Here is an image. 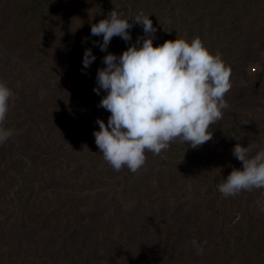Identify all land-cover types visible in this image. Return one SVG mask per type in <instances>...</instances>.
<instances>
[{"label":"rangeland","instance_id":"1","mask_svg":"<svg viewBox=\"0 0 264 264\" xmlns=\"http://www.w3.org/2000/svg\"><path fill=\"white\" fill-rule=\"evenodd\" d=\"M113 10L134 25L131 40L114 36L101 51L103 37L91 27ZM140 12L156 29L154 47L198 37L221 53L232 88L211 140L195 149L177 141L162 156L147 152L141 176L117 196L129 170H113L95 143L97 119L107 125L111 113L98 106L107 92L93 89L108 53L142 46L143 27L132 17ZM86 49L96 59L84 68ZM0 81L16 95L5 125L24 142L16 169V143L0 146V264H264V251L257 259L234 227L244 215L264 217V189L242 191L232 200L237 208L218 205L233 219L222 244L202 255L175 222L189 180L204 181L205 195L218 200L222 175L243 170L235 145H251L250 156L264 148V0H0ZM217 163L222 173L210 171Z\"/></svg>","mask_w":264,"mask_h":264},{"label":"clouds","instance_id":"2","mask_svg":"<svg viewBox=\"0 0 264 264\" xmlns=\"http://www.w3.org/2000/svg\"><path fill=\"white\" fill-rule=\"evenodd\" d=\"M143 27L144 37H138L119 57L108 53L104 68L98 69L97 87L107 92L99 107L109 111L107 125L97 119L99 131H94L95 143L104 160L115 171L127 168L136 173L145 166L147 152L162 156L174 142L186 143L195 149L212 139L211 127L223 119L229 107L225 100L232 88V69L219 52L213 54L200 38L165 41L154 47L156 29L143 12L132 16ZM129 18V17H128ZM113 10L108 18L91 27V35L103 37L101 51H107L114 36L131 40L129 29L134 25ZM96 57L91 49L84 52L87 68ZM15 93L0 81V146L14 135L5 127L10 101ZM247 124V123H243ZM251 145L237 143L232 150L243 164V170L233 168L224 182L217 185L224 198L254 189H264V148L250 156ZM264 211V207L261 208ZM192 246L198 255L203 246L196 240Z\"/></svg>","mask_w":264,"mask_h":264},{"label":"trees","instance_id":"3","mask_svg":"<svg viewBox=\"0 0 264 264\" xmlns=\"http://www.w3.org/2000/svg\"><path fill=\"white\" fill-rule=\"evenodd\" d=\"M167 2L168 0H160V6H163V4ZM247 123H248L247 126L250 129L254 130L256 128L255 121L248 119ZM6 125L5 127H7ZM19 137L13 135L11 138H9V141L16 143L15 149H16L18 156L17 158H13L11 161V165L15 169L20 162V155L22 153L21 145L22 143H24L23 138L21 137L19 138ZM65 138L66 140H68V142H71L70 139H68L67 137ZM233 165H236V163H234ZM235 167L237 169L239 166H235ZM219 169H220L219 163L210 167L211 172L213 171L217 172L219 171ZM222 171L223 170L220 169L221 173ZM231 171L232 169L230 170V173ZM142 173H143L142 168L136 173H132L130 171L126 172L122 176V182H121L122 185H120V187L118 188H115L114 193L117 196H119L121 192L127 189V187L130 186L132 181L135 180V178H139V176H141L140 174ZM227 176L228 175L226 173L222 175L223 178L221 179V183L227 179ZM203 184H204V181H202L201 179L199 181L195 180L194 182L192 179L188 181V185L185 187L184 191L176 199L177 201L175 202L176 207L178 209L177 211H179L181 215L180 219L175 222H176V225H178V228H177L178 233H180L181 231H184V232L186 231L188 233L187 239L190 240L188 242L189 243L188 246L190 248L194 249L192 246V241L196 240L198 243H200L203 246L204 250L206 249L212 250L219 243L222 244L223 238L225 237L223 232L226 229L224 225H226L228 221L233 219V218L228 219V215L230 213L226 211H220L218 208V205L220 203H224L227 201L230 204L233 203L232 205L234 206V208H237L236 204L232 202V200L234 201V199L238 198L241 193L235 195L234 197L230 196L228 198H224L222 194H219L218 195L219 197L217 198L218 200H215L214 197H211V196L207 197V195H205L207 191L203 192L201 188V185ZM215 212L219 213L218 217L220 218L217 224L213 223V218H214L213 216L217 217V215L214 214ZM239 222H237L234 225V227H236L237 229L236 234L242 238L244 245H246L248 249H250L249 247L251 244L252 246L254 245L255 250L253 254L255 255L258 253L257 259H262L261 253L263 252H260V251H264V250H260V248L264 247V217L259 220L258 217L255 218L254 216L250 217V216L244 215ZM242 225H247V226L244 229L238 230L242 227ZM261 238H263V241H262L263 244L262 243L260 244L259 251H258V246H256L255 243L258 239H261ZM113 263L114 262L110 261V264H113Z\"/></svg>","mask_w":264,"mask_h":264}]
</instances>
